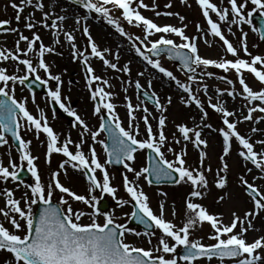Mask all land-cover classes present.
<instances>
[{
	"label": "snow or ice",
	"instance_id": "6c2138e0",
	"mask_svg": "<svg viewBox=\"0 0 264 264\" xmlns=\"http://www.w3.org/2000/svg\"><path fill=\"white\" fill-rule=\"evenodd\" d=\"M186 3L187 0H180ZM251 3L253 8L246 12L247 4ZM75 3L83 8L89 15L77 16L75 23L81 25L82 21L90 18L91 14H95L97 18H102L107 24L113 26L115 31L126 39L139 40L140 46L132 43V48L137 56L140 57L147 65L151 66L156 72L162 74L163 77L175 82L178 89L186 94V98H181V103L188 107L190 104L195 105L201 113V124L192 127L186 124H178V137L174 139L176 145L181 144V140L185 142V146L179 152H176L173 147L168 146L166 151L172 153L173 160H168L165 156V145L169 144L168 138L164 134L166 118L160 115L157 122V130L154 131L149 123V113L147 107L141 108L139 104L135 107L125 96V107L127 108L128 126L127 129L122 126V123L116 114V105L112 103L113 94L106 91V88L111 87L108 80L101 76H97L91 64L90 58H95L102 62L103 66L116 72L129 74L130 68L127 64L118 67L117 63L111 62L106 58L105 54H109L108 48L100 49L93 41L89 28L85 25L77 30L82 31L83 36L87 37V48L90 49V54L77 48L75 36L72 32L63 31L62 22L68 19L64 15H55L49 10H45V5L42 0H19V3H11V7L15 10V20L19 23L22 13L25 9H32L27 16H24V27L32 32L31 38L25 36L18 28L10 27L9 20H0V32H11L18 35V40L14 50L0 48V146L8 144L5 138V133H9L11 137L18 142L19 145V160L26 162L27 169L31 173L33 183L31 185L24 184L28 189V193L21 199L14 198V193L11 189L3 190L4 206L0 207V216H3L5 221L10 225L6 228L0 224V251H6L10 254L11 259L5 261V264H200L202 259H207L209 262L216 258L221 262L229 260L232 264H264V236L248 242L246 233L253 229V219L261 212H264V188L257 187L255 183H250L244 175H241L239 184L250 198L252 210L245 212L243 217L238 216L235 212L232 213V219L229 224H224L222 218L217 214H210L207 209L200 203L195 202L196 199L203 198L209 190V180L206 173L212 171L211 167L204 168L206 160L207 140L202 138V128H211L212 131H218L222 138V154L219 157V169L214 177V187L218 190H223L226 187L227 181L224 175L228 170L226 157L231 154L233 140L238 145L239 157L247 163L254 166L258 170L259 177H253V180L259 178L264 180V139L255 141V144L260 145L261 150L257 151L254 143L250 138L245 137L237 130V125L244 121H251L253 113H264V56L252 55L247 48L246 33L241 31L239 37V47L230 43L222 31V25H227L228 33H232V26L251 24L248 17H251L254 12L264 17V0H226L228 7H218L211 0H195L199 6L202 16L207 24V30L202 31L200 25L196 26L199 36L189 37L185 34L184 29L172 25L159 26L152 20L144 17L139 9H148L149 6L143 0H75ZM111 5V7H108ZM170 4L165 7H170ZM113 10H119L122 19L129 25L141 27L143 32L142 39L140 37L129 36L120 26L119 20L112 15ZM155 10V0L153 7ZM39 11L42 13L39 22L34 21L33 13ZM246 12V14H245ZM211 14H215L218 22L211 18ZM156 15H161L157 12ZM163 15H174L173 13H163ZM54 17V18H53ZM179 20H184L183 16H179ZM39 26L45 30H50L54 44H59V35L63 34L65 41L71 47V55L74 60L83 64L84 70L87 73L86 84L90 93V99L94 101L92 114L98 115L102 111L107 113L108 124L101 118L99 128L101 131H106L108 138L112 141V147H104L108 159L103 163L97 157L95 148L89 145L88 154L82 151V145L85 143V134L90 135L93 143H97V131H92L88 128L86 122L75 110L66 106L62 100L67 97L61 96V77L53 75L50 72L49 65L45 62L44 56L46 53H55L54 47L46 46L40 35L33 31ZM186 27V26H185ZM253 32H259L261 39H264V27L257 29L252 28ZM168 34L178 37L181 43L177 44L173 39L167 38ZM158 36L156 39L150 37ZM207 35L218 38L222 42V48L226 54L234 57V60H228L221 57L219 60L204 58L199 54L197 46L198 39H205ZM24 43L25 47L21 49L20 44ZM207 43V40L205 39ZM38 44V48H37ZM210 46V45H209ZM187 50V52L183 50ZM164 51L168 53L170 59H177L187 73V83H183L173 75V73L163 67L157 57ZM243 52L244 56L249 59L240 57ZM34 54L37 63L33 64V60L29 59V55ZM23 57V58H22ZM115 59L118 61L119 56ZM15 62V72L3 66L2 62ZM23 69V75L18 73ZM221 69L227 73L230 70L234 71L235 78L240 85V91L237 92L233 87L231 90L225 89L223 92L220 89L216 90L217 97L224 93L228 97L239 95L249 105L247 114H242V120L230 119L235 117V112L229 111L224 103L217 99L216 103L211 102V97H208V107L214 112L219 113L222 121V127L219 129L212 128L210 124L204 123L207 119L204 105L199 99L197 93L203 91L205 96H208V86L203 84L202 77L213 75L212 72L206 71L208 68ZM197 69H200L199 74ZM42 70L47 79H43L38 73ZM244 73L250 74L261 85L260 90H253L246 83ZM137 75H143L138 73ZM32 76L40 85L47 88L48 81H55V89L47 92V97L50 101H54L59 108L69 117L73 118L72 127L81 129L80 142L73 144L70 137H66L63 143L60 142L58 135L49 126L47 119L41 112L39 118L34 117L26 107L25 100H17L14 96L15 88L10 87L19 83L23 85L29 77ZM198 76L200 77L198 79ZM225 81L227 85H233V80L227 79L225 76L219 77ZM95 85V87H94ZM192 85H197L196 93L192 90ZM137 89H141V84L135 83ZM149 89L151 81L148 82ZM127 91V89H125ZM149 99L153 103L158 113L166 111L164 104L155 92H151ZM253 101L259 103L253 105ZM171 97H168L167 103L171 104ZM136 111L145 113L142 119L146 138L141 140L140 125L137 121ZM264 120V116L257 118V121ZM136 122V123H134ZM25 128L26 131H35L36 134L43 133L47 138L46 163H50L51 154H61L63 159L58 168L59 171H53L50 177V183L45 185L40 177L38 169L34 163L36 157L30 155L29 146L31 141H26L22 138L20 129ZM253 133L260 131L253 127ZM39 136L37 135V139ZM191 143L198 150L199 167H191L187 165L186 145ZM70 146L74 147L75 151L70 150ZM138 150H149L155 154L156 160L152 161V167H144L136 171L132 166L135 160V153ZM151 159V157L149 158ZM115 162L123 165V168L128 173H133L136 179L141 177L151 183V179L159 182L167 179L173 180L177 185L187 184L191 191L184 201V222L177 226L171 220L164 218V203L159 206V215L154 214L149 204L147 194L140 188L139 184L129 180L127 175H123V187L131 202L133 210L128 216V219H134L139 224L150 222L149 227L158 230L159 235L156 237L157 245L155 248L147 249L139 246H134L125 242L126 235L140 236L141 233L134 231L126 224L116 223L115 216L110 212H103L98 209L97 204L104 194L111 197L117 207L123 208L129 201L117 199L115 193L117 189L110 185V178L105 169V165ZM67 167L73 170L83 172L85 179L89 183L88 198L84 195L74 193L68 187L63 186L58 176L60 172H65ZM19 166L12 160H8L7 166L0 163V181L17 182L19 184ZM97 171L102 174V180L98 179ZM253 168H247V172L251 173ZM151 177V179H150ZM98 189L101 197L93 195V190ZM58 191L62 195L59 197L58 203H52L54 192ZM72 201L82 202L90 209L92 217L91 223H80L81 217L87 213L84 211L73 212L69 199ZM161 195H165L161 193ZM226 194L218 198L217 202L224 200ZM21 202L28 206L27 212L21 207ZM40 203L45 207L41 208L39 217L35 220L32 218V210L30 205ZM102 215L103 223H97L95 217ZM176 215L175 210L172 211V216ZM23 221V223H21ZM207 224L212 232L208 236L209 240L214 241L211 244H204L201 239L193 238V233L197 229H201ZM238 229V230H237ZM23 233V235L19 233ZM154 233H145V235H153ZM151 244V240L148 241ZM182 249V254H177V250ZM166 255H163V254Z\"/></svg>",
	"mask_w": 264,
	"mask_h": 264
},
{
	"label": "rangeland",
	"instance_id": "374dc122",
	"mask_svg": "<svg viewBox=\"0 0 264 264\" xmlns=\"http://www.w3.org/2000/svg\"><path fill=\"white\" fill-rule=\"evenodd\" d=\"M19 3V0H0V20H9L10 21V27H15L20 30L25 36H28L31 38L32 32L29 31L27 28L24 27L25 21L24 16H27L32 9H25V11L21 15V19L19 23L15 20V10L11 7V3ZM42 2L45 5V10H49V6H51V11L55 15H64L68 16V19L62 22V28L63 31H69L72 32L75 36V43L78 49L82 51H86V54H90V49L87 48V39L85 36H83L82 31L77 30L78 27L82 28L83 25L87 26L89 28L90 33L94 36V42L96 45L102 50L104 48H108L110 50L111 55L105 54L106 58H108L111 62L117 63L119 67L123 66L124 64H127L130 68L129 74L125 75L123 72H116L111 69H107L103 66L102 62L99 60L92 58L89 60V63L93 67L95 74L97 76H101L104 79L108 80L111 87L106 88V91H109L113 94L112 96V103L116 105L115 111L118 115L119 119L122 121L121 123L124 124V126H128V118H127V108L125 107L126 101L125 96L128 97V100L131 102V104L135 107L137 104L143 107H147L149 113L151 115L148 116L149 123L152 125L154 131L157 130V122L160 117V115H164L166 118V125L163 129L164 134L168 138L169 144L165 145V156L168 160H173L174 156L172 153H169L166 151V148L168 146H171L174 148L176 152H179L182 147L185 146V142L181 140L180 145H176L174 143V139L178 137L177 132V125L178 124H186L189 127H192L194 122L196 125L201 124V113L199 110L193 108V105H189L188 107H185L183 103H181V98H186V95L180 90L176 89L173 85V81L168 80L167 78L163 77L162 74H157L154 69H151L148 65L141 62V59L139 56L135 57L136 53L135 50L132 48V43H136L137 46H140L139 40H128L125 37H121L113 28V26L107 24L102 18H97L96 15L93 13L91 14V17L96 21L97 23H93L92 21H87L88 24H84L80 26H77L75 23V18L77 16H85V12L82 11L80 8H76L75 6H72V4H69L67 2H64L62 0H42ZM145 4L149 6L148 9H139L137 8L140 13L145 17H151L153 21L159 25H172L175 27H181L184 29V32L186 35L190 36H199L200 33H197L196 26L200 25V28L202 31L207 30L206 24H204L201 13L199 12V6L195 3V0H187L186 3H181L180 0H155V10H151L153 7V0H143ZM212 3L216 4L218 7H228L226 0H211ZM170 4V7H165V5ZM108 7H111L109 5ZM253 8V5L249 2L247 4L246 12L250 11ZM159 12L161 15H156V13ZM173 13L174 15H163V13ZM245 12V14H246ZM112 15L115 19L119 20L120 26L125 30V32L132 37H140L142 39L143 32L141 27H134L129 25L126 21L122 19L121 13L119 10H113ZM179 16H183L184 20L181 22L179 20ZM42 13L39 11H36L33 13V19L36 22H39L41 20ZM71 19H70V18ZM54 18V17H53ZM212 18L214 21L218 22V18L215 16V14H212ZM249 19V17H248ZM186 26V27H185ZM222 28H224L225 33L227 34L228 38L230 39V42L236 47H239V37L241 35V31L243 33H246V44L248 51L252 55H260L264 56V45L260 43L258 40V35L256 32L252 31V28H255L253 23L251 22L250 25H240L237 27L236 25L232 26V33H228L227 31V25H222ZM105 29V30H103ZM33 31H36L43 43L45 44V40L42 38V35H47L49 39H53L51 31L45 30L44 28L39 26V23H37V27L33 29ZM158 36L150 37V39H156ZM167 38H173L178 41L180 39L178 37H175L171 34H168ZM58 39L60 40L59 44H52L51 47L55 48V53L48 54L46 53L44 56L45 62L49 65L50 72L53 75H59L61 77V96L67 97V99L62 100V102L69 107V101L71 99L78 98L80 101L76 106L75 109H79L78 113L86 121V124L90 130H94L95 126L98 125V122L100 119H98V115H93L91 117L87 116L88 112H90L89 107L92 105L91 99L89 100L90 93L88 91V86L86 84V78H85V71L83 70V67L81 63L77 60H74L71 55V47L70 45L65 41L63 34L59 35ZM205 39L207 40V43L205 42ZM205 39H198L197 46L199 49V54L208 59L212 60H219L221 57H224L228 60H234L235 58L232 57L230 54H226V52L223 50L222 45L216 38H214L211 35H207ZM18 40V35L11 32H1L0 33V48H6L9 50L15 49L16 41ZM49 42H51L49 40ZM181 42V41H180ZM210 45V46H209ZM21 49L25 47L24 43L21 42L20 44ZM38 48V44H37ZM63 54L64 56H61ZM119 56V60L117 61L115 59V56ZM240 57L243 59H249L248 57L244 56L243 52L240 53ZM23 58V57H22ZM29 59L33 60V64L37 63L34 54H30ZM155 59H158L163 67H165L167 70L171 71L174 76L178 80H180L183 83H187L186 75L182 72L176 65H173L172 63L168 62L165 57L160 56ZM3 66H5L9 72H15V62L9 60L6 62H2ZM121 64V65H120ZM21 71L18 73L19 75H23V69L22 66ZM206 71L212 72L213 75L211 77L204 76L202 77L203 84H206L208 86V96H205L203 94V91H200L197 93L199 99L201 100L202 104L204 105L205 112L207 113V119L204 121V123L210 124L212 128L219 129L222 127V121L219 113H216L213 111L212 108L205 106L206 103H209L208 97H211V102L214 104L216 103L217 99H220L222 102L225 100L230 105H225L227 109L235 112V117L230 119H236V120H242V114H247L246 109L248 108V104L245 101V106H242L240 100H238L239 96L237 95V98H233V101L230 100V98L224 93L220 97H217L216 90L220 89L222 92L225 89L231 90L233 87L236 89L237 92L240 91L239 83L235 78L234 71H229L227 73L223 72L222 70L216 69V68H208ZM200 69H197V73L199 74ZM138 73H143V75H137ZM43 79H47V76L43 73L42 70L38 73ZM225 76L227 79L233 80V85H227L225 81H222L219 79V77ZM85 78V79H84ZM200 77L198 76V79ZM74 81V82H73ZM135 81H138L147 91L149 92H155L157 96L160 98V101L162 104H164V107L166 109L163 113H158L155 107L148 105L144 101H142L140 98H138L135 89L133 88V83ZM151 81V88L148 87V82ZM247 82L249 86L255 90H260L261 86L260 84H256L254 80L248 78ZM56 82L55 81H48V86L52 87V89H55ZM10 87L15 88L14 96L25 100L26 107L28 108L29 112L31 111L34 113L35 116L39 118V114L42 112L45 117L48 119H51V112L48 107V103L45 101V98L43 96H40L38 94H35L34 97H32L27 91H25L24 86L20 85L19 83H16L15 85H11ZM95 87V85H94ZM197 85H192V90L194 93H196ZM127 89V91H125ZM168 97H171V104L167 103ZM257 102L256 104H258ZM235 106H232L234 105ZM253 104V103H252ZM253 104V105H256ZM208 105V104H207ZM234 107V108H232ZM46 110L45 112H43ZM74 110V108H73ZM135 115L137 116V121L140 125V132L141 134L145 135L144 131V125L141 117L145 115L142 111H136ZM86 117V118H84ZM261 117L259 115V112L253 113V119L251 121H244L242 123H239L237 125V130L244 135L245 137L250 138L251 142L254 143V147L257 151H260V145L255 144L256 140L264 139L262 138L264 134V122L260 120L257 121V118ZM56 120H53L51 123L55 124ZM134 122V123H136ZM255 127L259 129L260 131H257L253 133L251 129ZM34 131V130H33ZM31 131V133L33 132ZM30 132L27 134L30 135ZM88 135V134H87ZM251 137H250V136ZM90 136V135H89ZM146 138V136H144ZM143 138V139H144ZM202 138L206 139L207 142V148L204 149L206 151V160L204 163V168L211 167L212 171L210 173H206L207 179L209 180V190L205 193L203 198L196 199L195 202L202 204L207 211L210 210V214H217L219 215L224 224H229L232 219V213L235 212L238 216L243 217V214L245 212L252 210V203L250 199L244 195V191L242 189V186L239 184V177L241 175H244L245 178L250 183H255L257 187L264 188V180H261L259 178L253 180V177H259L260 173L258 170L254 169V166L252 167L249 165V163L246 164L242 159H240L238 155V145L233 140L232 142V150L231 154L226 157L227 164H228V170L226 173H220V175H224L228 177V181L226 184L225 189L218 190L214 187V177L216 176L218 169H219V157L222 154V138L219 136L218 131H212L211 128H202ZM140 139V137H139ZM88 144L83 145V151L87 152ZM196 148L192 146L191 143H188L186 145L187 150V156H186V162L188 166L191 167H199V155L198 152L195 151ZM40 156V154H39ZM41 164L45 160L43 156L41 157ZM138 159V158H137ZM4 163L8 164V159L5 157ZM135 166L137 165V161L133 163ZM140 166H142V157L141 162L139 166H137V170H140ZM247 168H253V171L251 173L247 172ZM46 169V168H44ZM110 173V185L115 187L117 189V192L115 193L117 199L121 200H128L129 202L123 207L119 208L116 206L115 201L107 196L109 200H111V207L107 212L113 213L115 216V222L126 224L129 219L128 216L131 214V202L130 198L128 197L127 193L124 191L123 187V175H127L129 177L130 181H133L136 184H139L140 188L147 194L149 198V204L152 208L154 214L159 215V206L160 203H164V218L165 220H171L173 223H175L177 226H180L184 222V201L185 198L188 196L189 192L191 191V188L187 184H174L172 186H153V185H146V183L143 181L144 179L141 177L140 179H136L133 175V173H128L125 169L121 170L119 173H116L114 169L109 168L108 169ZM48 169H46V172L48 174ZM41 176V173H39ZM44 174L41 178L42 182L44 184H49L50 176ZM61 176L59 181L62 182V185L65 187H68L70 190H72L74 193L79 195H84L86 198H88V188L89 186L84 182L81 176L79 174H74L71 171L60 173ZM47 176V179H46ZM48 182V183H46ZM12 184H15L11 182ZM10 185L9 183H5ZM24 185V184H23ZM23 185H18L15 188L11 189L13 192L15 191L14 198L21 199L23 195L28 193L27 191L23 190V188H20ZM13 186V185H12ZM5 188L8 187L7 185L4 186ZM24 187V186H23ZM25 188V187H24ZM161 193L165 195H161ZM30 195V193H28ZM93 195H96L97 197H101L100 191L95 192L93 190ZM226 194V198L219 203L217 202L218 198L222 195ZM62 194L58 191L54 192L52 200H54L56 203L59 201V197ZM65 195L66 199H69V202L71 203L73 212L76 211H84L87 213L85 216L81 217L80 223L82 224H89L91 223V215H90V209L84 205L82 202L78 201H72L70 198H68ZM105 196V198H106ZM4 200L0 198V207L4 206ZM35 205H30L31 210H34ZM21 207L25 209L27 212L28 206L24 205L23 202H21ZM175 210L176 215L172 216V211ZM97 223H103V216L99 215L95 217ZM0 220L2 224L6 228H10V225L5 221L3 216H0ZM23 223V221H21ZM253 223V229L246 233V238L248 242H252L254 239L264 236V212H261L257 217H255L252 221ZM134 231H138L141 233L140 236H134V235H126L125 242L130 243L134 246L143 247L145 249L152 247L155 248L157 245V239L156 237L159 235V232L157 230H153V232H145V233H154L153 235H145L141 230H139L138 227H131ZM238 230V229H237ZM212 230H210V227L205 224L201 229L195 230L193 233V238L201 239V242L204 244H211L214 243V241L209 240L208 236L211 235ZM23 235V233H19ZM151 240V244L148 243V241ZM179 251V249L177 250ZM163 254V253H161ZM178 254V252H177ZM166 255V254H163ZM10 254L6 251H0V264H5V261L10 260ZM200 264H232L231 261L226 260L221 262L218 259H214L211 262H209L207 259H202Z\"/></svg>",
	"mask_w": 264,
	"mask_h": 264
},
{
	"label": "bare ground",
	"instance_id": "6f19581e",
	"mask_svg": "<svg viewBox=\"0 0 264 264\" xmlns=\"http://www.w3.org/2000/svg\"><path fill=\"white\" fill-rule=\"evenodd\" d=\"M42 38L46 41V42H45V45H46V46L51 47L52 44L54 45L53 42H49V40H48L49 37H48L47 35H42ZM61 56H64V55L61 54Z\"/></svg>",
	"mask_w": 264,
	"mask_h": 264
},
{
	"label": "water",
	"instance_id": "95a60500",
	"mask_svg": "<svg viewBox=\"0 0 264 264\" xmlns=\"http://www.w3.org/2000/svg\"><path fill=\"white\" fill-rule=\"evenodd\" d=\"M254 19H255L257 22H259V21H260V19L258 18V16H254ZM40 210H41V208L39 209V211H38L37 215L35 216V219H37V218H38V216H39V213H40ZM35 219H34V220H35Z\"/></svg>",
	"mask_w": 264,
	"mask_h": 264
}]
</instances>
